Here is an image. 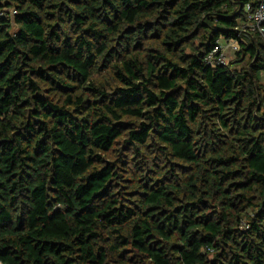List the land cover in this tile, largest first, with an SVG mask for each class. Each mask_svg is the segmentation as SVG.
I'll return each instance as SVG.
<instances>
[{
    "label": "trees",
    "instance_id": "obj_1",
    "mask_svg": "<svg viewBox=\"0 0 264 264\" xmlns=\"http://www.w3.org/2000/svg\"><path fill=\"white\" fill-rule=\"evenodd\" d=\"M260 1L0 0L1 264H264Z\"/></svg>",
    "mask_w": 264,
    "mask_h": 264
},
{
    "label": "built area",
    "instance_id": "obj_2",
    "mask_svg": "<svg viewBox=\"0 0 264 264\" xmlns=\"http://www.w3.org/2000/svg\"><path fill=\"white\" fill-rule=\"evenodd\" d=\"M246 17L240 25L243 32L258 33L264 39V0H261L256 6L251 3L245 5ZM16 13L12 10V14ZM240 50L239 44L236 40L224 42L219 40L207 56L206 60L213 66L219 64H228V54H236ZM1 264V263H0Z\"/></svg>",
    "mask_w": 264,
    "mask_h": 264
},
{
    "label": "rangeland",
    "instance_id": "obj_3",
    "mask_svg": "<svg viewBox=\"0 0 264 264\" xmlns=\"http://www.w3.org/2000/svg\"><path fill=\"white\" fill-rule=\"evenodd\" d=\"M235 59H236V54H231V53L228 54V60H227L228 63L235 61ZM243 65H244V63H243ZM243 65L240 64V65H238V67H242ZM261 83L264 84V73L261 74Z\"/></svg>",
    "mask_w": 264,
    "mask_h": 264
},
{
    "label": "crops",
    "instance_id": "obj_4",
    "mask_svg": "<svg viewBox=\"0 0 264 264\" xmlns=\"http://www.w3.org/2000/svg\"><path fill=\"white\" fill-rule=\"evenodd\" d=\"M224 42H227V41H224ZM261 84H263V83H261ZM264 85V84H263Z\"/></svg>",
    "mask_w": 264,
    "mask_h": 264
}]
</instances>
